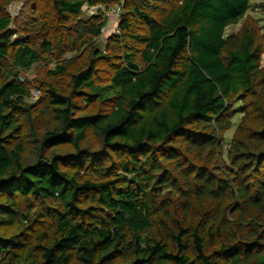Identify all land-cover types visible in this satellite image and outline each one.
Instances as JSON below:
<instances>
[{
	"label": "trees",
	"instance_id": "obj_1",
	"mask_svg": "<svg viewBox=\"0 0 264 264\" xmlns=\"http://www.w3.org/2000/svg\"><path fill=\"white\" fill-rule=\"evenodd\" d=\"M252 2L0 0V264H264Z\"/></svg>",
	"mask_w": 264,
	"mask_h": 264
},
{
	"label": "rangeland",
	"instance_id": "obj_2",
	"mask_svg": "<svg viewBox=\"0 0 264 264\" xmlns=\"http://www.w3.org/2000/svg\"><path fill=\"white\" fill-rule=\"evenodd\" d=\"M261 3H264V0H253L249 13H250V15L256 17L260 21V24L262 26H264V13H263L262 9H260V7H259ZM21 5L23 6V4H21V3L17 4V3L13 2L8 7L14 21L18 18V16H20V12L22 10ZM30 6H31V2H28L25 5V7L23 8V11H24L23 12V19L26 17V15H25L26 10L30 9ZM99 12H97V14ZM87 13L89 14L88 11H87ZM120 17L117 19L116 22H112V21L108 22V24H107L108 27H107L105 34L103 36H100L97 39L98 44L102 48H104L106 46L107 40H108L110 35L119 32L118 31L119 30L118 24H119ZM113 23L116 24L115 26H117V27H115ZM241 25H242V22H240L236 26H231L230 28H228L227 32L230 33L233 31H237L240 29ZM19 35H20V33H18V31H17L13 34L12 37L17 38V37H19ZM72 56L73 55H69L68 57L70 58ZM263 66H264V57H263ZM52 67H53V65H51V68ZM37 74H38V65H34L32 68H30V70L25 72V75H27V77L31 80H34L37 77ZM32 93L34 94V96L27 100V101H29V103L34 102L36 100V98H38L42 94V92L39 91L37 87L33 88ZM242 109H243V102L241 100H239V101H237V104L235 107L236 114H235V117L232 121L233 122L232 129L230 131H228L227 133H225V135H224L223 150H224V160L226 162L228 161L227 160V152H228V149L230 147L231 138H232L235 130L237 129L239 123L242 121V119L244 117V113L241 112Z\"/></svg>",
	"mask_w": 264,
	"mask_h": 264
},
{
	"label": "built area",
	"instance_id": "obj_3",
	"mask_svg": "<svg viewBox=\"0 0 264 264\" xmlns=\"http://www.w3.org/2000/svg\"><path fill=\"white\" fill-rule=\"evenodd\" d=\"M86 10L90 13V14H97V12L99 11H103V15H104V19L107 20V24L108 22L112 21V22H116L117 19L121 16L122 13V6L121 4H116L110 8L105 7L102 4H98L95 6H90L88 8H86ZM114 24V23H113ZM116 24H114L115 26ZM107 25H105L102 30H101V36H103L107 30ZM117 27V26H115Z\"/></svg>",
	"mask_w": 264,
	"mask_h": 264
}]
</instances>
